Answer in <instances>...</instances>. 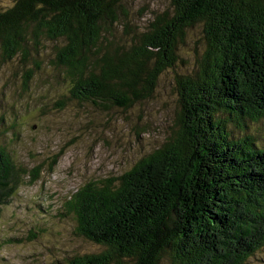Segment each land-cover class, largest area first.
Returning <instances> with one entry per match:
<instances>
[{
    "label": "trees",
    "instance_id": "obj_1",
    "mask_svg": "<svg viewBox=\"0 0 264 264\" xmlns=\"http://www.w3.org/2000/svg\"><path fill=\"white\" fill-rule=\"evenodd\" d=\"M124 4L0 0V60L22 70L23 91L43 67L55 71V80L68 86V96L52 102L59 110L69 102L127 110L152 100L166 73L175 81L179 131L118 178L88 182L71 196L59 217L91 247L64 252L53 264L258 260L264 255V0H169L171 10L152 13L143 28L131 25ZM197 34L202 52L197 43L190 48ZM38 170L17 167L0 145V219L22 178L32 184ZM41 232L31 227L4 243L31 242Z\"/></svg>",
    "mask_w": 264,
    "mask_h": 264
},
{
    "label": "rangeland",
    "instance_id": "obj_2",
    "mask_svg": "<svg viewBox=\"0 0 264 264\" xmlns=\"http://www.w3.org/2000/svg\"><path fill=\"white\" fill-rule=\"evenodd\" d=\"M124 6L131 25L139 28L152 13L171 10L169 0H125ZM196 43L202 52L198 34L190 48ZM45 48L50 54L51 46ZM184 55H192L191 50ZM190 58L185 61L193 63ZM22 73L14 63L0 60V145L29 174L38 167L39 179L30 184L23 177V185L2 210L0 264H53L64 252L91 247L72 236L73 223L59 217L62 206L88 182L118 178L178 132V97L173 75L166 73L153 99L137 101L130 109L108 105L98 110L69 102L59 110L52 102L67 95V83L43 67L23 91ZM31 227L42 231L33 241L4 243L11 234H28ZM250 264H264V255Z\"/></svg>",
    "mask_w": 264,
    "mask_h": 264
}]
</instances>
